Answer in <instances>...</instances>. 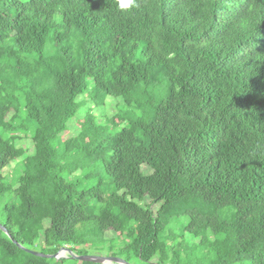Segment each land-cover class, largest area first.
Segmentation results:
<instances>
[{"label":"trees","instance_id":"1","mask_svg":"<svg viewBox=\"0 0 264 264\" xmlns=\"http://www.w3.org/2000/svg\"><path fill=\"white\" fill-rule=\"evenodd\" d=\"M0 225V264H264V0H0Z\"/></svg>","mask_w":264,"mask_h":264},{"label":"rangeland","instance_id":"2","mask_svg":"<svg viewBox=\"0 0 264 264\" xmlns=\"http://www.w3.org/2000/svg\"><path fill=\"white\" fill-rule=\"evenodd\" d=\"M20 1L26 2L27 0H20ZM50 47H51V44L48 42L46 49H50ZM87 107H88V104L86 103L84 105V107H82L80 110H78L75 117L67 123V131L60 136V138H59L60 142L66 140L69 136L75 135L76 132L78 131V129H80L81 127H83V129H84V134L90 132V131L86 130L87 124L83 121V118H80V117L84 116L85 109H87ZM112 114H113V108L109 104H106V106L103 107L101 110H97V109L92 108V111H91V116H94L95 122H97V121L102 122V121H104V119L110 118V116ZM76 119H78V120H76ZM99 143H100L102 148L105 147L103 145L101 139H100ZM26 148L28 149L29 152H31L34 148L36 149V147H32V145L29 144L28 142L26 143ZM20 170H21V166L18 168L15 165V163H12L7 168H5L2 173L4 176L9 178V180H13V176L15 175L17 177L19 175ZM180 229H181L180 227L176 226L175 228H173L171 230V233L174 236L179 238L180 237V231H179ZM112 236H114V234L107 233V237H112ZM186 239L187 238H185V240ZM33 252L39 253V249H35ZM84 253L86 255H83V256H95V257H101V258H117L115 256H112V254H109L104 249H98V250L87 249L86 252H84ZM45 255H50V254L45 253ZM38 259H41V258H38ZM73 262L74 261L69 260V261L62 262L61 264H73ZM51 264H55V262L52 261Z\"/></svg>","mask_w":264,"mask_h":264},{"label":"water","instance_id":"3","mask_svg":"<svg viewBox=\"0 0 264 264\" xmlns=\"http://www.w3.org/2000/svg\"><path fill=\"white\" fill-rule=\"evenodd\" d=\"M0 230L6 234V236L11 240V236L8 234V232L0 225ZM13 243L21 250L26 252L27 254L36 257L41 258L45 260H60V259H72L77 262H90L94 264H128L122 259L119 258H101V257H95V256H76L74 255L68 247H62L59 249V251L52 255H45L41 253H36L33 251L26 250L22 248L20 245H18L16 242L13 241Z\"/></svg>","mask_w":264,"mask_h":264},{"label":"clouds","instance_id":"4","mask_svg":"<svg viewBox=\"0 0 264 264\" xmlns=\"http://www.w3.org/2000/svg\"><path fill=\"white\" fill-rule=\"evenodd\" d=\"M124 2H125V0H122V3H124ZM131 3H132V0H127L128 5H131Z\"/></svg>","mask_w":264,"mask_h":264},{"label":"snow or ice","instance_id":"5","mask_svg":"<svg viewBox=\"0 0 264 264\" xmlns=\"http://www.w3.org/2000/svg\"><path fill=\"white\" fill-rule=\"evenodd\" d=\"M125 3H127V0H125Z\"/></svg>","mask_w":264,"mask_h":264}]
</instances>
